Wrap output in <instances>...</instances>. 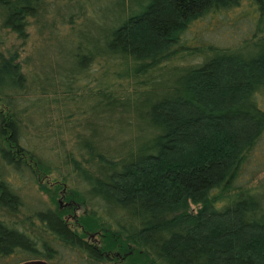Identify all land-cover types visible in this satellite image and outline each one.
Wrapping results in <instances>:
<instances>
[{
    "label": "trees",
    "instance_id": "trees-1",
    "mask_svg": "<svg viewBox=\"0 0 264 264\" xmlns=\"http://www.w3.org/2000/svg\"><path fill=\"white\" fill-rule=\"evenodd\" d=\"M246 5L254 27L235 45L190 38ZM31 26L54 56L39 53L34 94L0 48V264H264V178L239 185L264 172V0H0V32L26 41ZM87 101L71 148L21 118ZM52 173L51 197L74 183L82 233L59 207L6 220L24 206L18 177L45 193Z\"/></svg>",
    "mask_w": 264,
    "mask_h": 264
},
{
    "label": "rangeland",
    "instance_id": "rangeland-1",
    "mask_svg": "<svg viewBox=\"0 0 264 264\" xmlns=\"http://www.w3.org/2000/svg\"><path fill=\"white\" fill-rule=\"evenodd\" d=\"M251 11L249 12L247 5L243 8H240L239 11H235L232 13H223L218 17L207 18L203 20V23L196 26L193 31L189 34L190 38L193 36L197 39L199 44L205 46H217V47H230L235 45L239 40L242 38L247 37L254 27L255 18L250 15ZM28 38L26 41L17 40L13 35H6L3 32H0V48L7 49V48H14L19 51V62L22 66L23 72L28 74V80L32 82V88L34 94L38 89L39 85L35 81V73H38L39 69H36L38 65V55L39 53H45L44 66L47 64L46 60H53L54 56L51 57L53 53H50L52 49L53 42L48 40L49 37L46 33L41 35V33H35L34 26L28 28ZM48 38V39H47ZM185 46H192V44L188 45L186 43ZM194 47L198 46L197 43L193 45ZM45 51V52H44ZM59 62L60 59H57ZM53 62L51 61L52 65ZM196 61L186 60L183 64L185 65H194ZM48 67V64L45 66ZM35 69V70H34ZM44 77V76H42ZM30 83V82H28ZM42 87L47 85L46 82L41 83ZM82 95L85 97L86 95L81 93V91L77 92V97ZM37 97V95H36ZM35 96L33 97V99ZM61 102L60 104H62ZM77 103V104H76ZM74 104H69L66 107H60L57 105H49L44 102L37 103L29 110L24 111L22 107L21 110L23 112L21 118L26 121V125L28 126V130L30 133H35V130L41 127L42 121L47 120V125L44 129L39 128L40 131H46L50 134V136L58 137L59 139H63L64 143L66 144L67 148H71V145L74 143L75 139L74 136L78 132H83V127H78L77 125L81 126V123L84 124L86 119L88 118V114L86 109L88 108V101ZM45 105V108L41 106ZM68 110V111H66ZM21 112V113H22ZM80 120V121H79ZM29 122H31L32 126H30ZM37 134V133H36ZM105 141L106 146H116L120 143V141L116 138L109 139L106 138ZM64 173V172H62ZM27 174V173H26ZM26 174L19 176L17 183H14L15 190L18 192L20 197L23 201V209L19 212L17 216H8L6 220L13 221L17 224H22L24 218L32 214L33 212L40 210V209H57L61 213H63V217L65 221L70 225V228L75 230L77 233H82L81 226L79 225V217L85 211L83 207H77L75 210L67 209L72 205L68 202L67 199L64 198L65 192L68 189L67 187L71 185L74 186L72 181L67 182L69 185H65L66 187L60 191L59 196L57 195L51 197L52 193L54 192V181L58 180V176L56 173L49 174V177L42 179V181L48 183L46 192H40L38 186L35 185L32 180L29 178V175ZM247 178V177H246ZM264 178V172L259 174L255 179L249 181L248 178L242 179L241 183L239 184L242 186V189L250 190L251 193L256 192L259 190V183ZM59 181V180H58ZM53 198V199H52ZM197 207L191 206L192 211H195ZM89 237L92 234H88ZM88 237V236H87ZM89 239V238H88ZM69 260L64 259L63 264H68ZM61 264V263H60Z\"/></svg>",
    "mask_w": 264,
    "mask_h": 264
},
{
    "label": "water",
    "instance_id": "water-1",
    "mask_svg": "<svg viewBox=\"0 0 264 264\" xmlns=\"http://www.w3.org/2000/svg\"><path fill=\"white\" fill-rule=\"evenodd\" d=\"M22 264H48V263L46 261L36 260V261L25 262Z\"/></svg>",
    "mask_w": 264,
    "mask_h": 264
}]
</instances>
